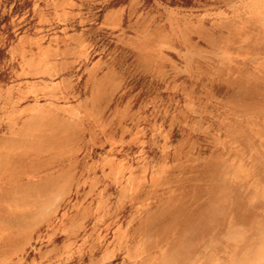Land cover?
<instances>
[{
    "label": "rangeland",
    "instance_id": "1",
    "mask_svg": "<svg viewBox=\"0 0 264 264\" xmlns=\"http://www.w3.org/2000/svg\"><path fill=\"white\" fill-rule=\"evenodd\" d=\"M0 264H264V0H0Z\"/></svg>",
    "mask_w": 264,
    "mask_h": 264
}]
</instances>
